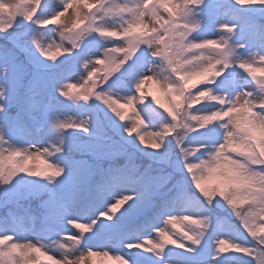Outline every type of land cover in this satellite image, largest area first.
<instances>
[{
  "label": "snow or ice",
  "instance_id": "snow-or-ice-1",
  "mask_svg": "<svg viewBox=\"0 0 264 264\" xmlns=\"http://www.w3.org/2000/svg\"><path fill=\"white\" fill-rule=\"evenodd\" d=\"M0 38V187L36 202L0 264H264V0H0Z\"/></svg>",
  "mask_w": 264,
  "mask_h": 264
},
{
  "label": "rangeland",
  "instance_id": "rangeland-1",
  "mask_svg": "<svg viewBox=\"0 0 264 264\" xmlns=\"http://www.w3.org/2000/svg\"><path fill=\"white\" fill-rule=\"evenodd\" d=\"M161 11H163V10L161 9ZM45 39L46 40L49 39V34L47 32L45 33ZM51 39H55V40H57V42H59V37L56 36L55 33L51 34ZM5 44H6V42L3 40V38H0V45H5ZM86 48H87V46H86ZM91 50L92 51L96 50L95 44L92 45ZM144 66L145 65L143 64V62L138 61L137 64L133 66V69L129 70V77H131L137 71H142ZM240 82H242V81L240 80V78L238 76L237 77V83H240ZM148 90H149V88L145 87L146 93L148 92ZM153 92H154V94L159 95V93L155 92V89H153ZM161 99L163 100V97H161ZM62 107H66V110L71 112L73 115H77V116L89 115L92 117L93 121H95L97 119V117L107 121V118L105 117L104 111L102 110V106H96V107H92V108L73 107L72 105L67 104V102H65V104L62 105ZM145 112L147 113V115L149 116V118L153 122L156 121L157 118H156L154 112L152 111V109L145 108ZM43 138H44L43 134H41V136L38 137V139H43ZM142 156L145 157L144 160H146V162H150V163L153 162L148 156H146V155H142ZM139 158H140V156H139ZM30 179L31 178H25V180L22 181L20 184H13L12 186L0 187V201L11 200L13 202V205L16 202H18L23 207L31 206V207L35 208V206H36L35 201H30V200H26V199L21 198L27 192V181ZM0 212H1V210H0ZM209 227H210L209 236H211V225ZM32 238L35 239L34 236ZM45 242H47V241H45ZM212 247H214V245L206 243L205 248H204V254L206 255L209 252H211ZM181 251L182 250H179V249L174 250V252L177 254L180 253ZM175 258L180 259V257L178 255H176ZM31 259L39 261V264H46V261L44 260V258L37 256V254H35V253L32 254ZM247 259L248 258L240 257L237 254L230 253L226 256H222L220 258V260L216 262V264H246ZM89 264H115V262L114 261H107V260H104L103 258L97 257V258H93V261H89Z\"/></svg>",
  "mask_w": 264,
  "mask_h": 264
},
{
  "label": "trees",
  "instance_id": "trees-1",
  "mask_svg": "<svg viewBox=\"0 0 264 264\" xmlns=\"http://www.w3.org/2000/svg\"><path fill=\"white\" fill-rule=\"evenodd\" d=\"M139 156H140V158H139V160H140V162L144 165V166H148V165H150V164H153V162H146V160H144L145 159V157L144 156H142V155H140V154H138ZM12 206H15V204L14 205H12ZM0 210H1V212H0V215H3L4 213H5V211H6V209L5 208H0Z\"/></svg>",
  "mask_w": 264,
  "mask_h": 264
},
{
  "label": "bare ground",
  "instance_id": "bare-ground-1",
  "mask_svg": "<svg viewBox=\"0 0 264 264\" xmlns=\"http://www.w3.org/2000/svg\"><path fill=\"white\" fill-rule=\"evenodd\" d=\"M62 19H64L65 20V22H67V18L65 17V18H62ZM146 87H148V86H146Z\"/></svg>",
  "mask_w": 264,
  "mask_h": 264
},
{
  "label": "clouds",
  "instance_id": "clouds-1",
  "mask_svg": "<svg viewBox=\"0 0 264 264\" xmlns=\"http://www.w3.org/2000/svg\"><path fill=\"white\" fill-rule=\"evenodd\" d=\"M6 190V189H5Z\"/></svg>",
  "mask_w": 264,
  "mask_h": 264
}]
</instances>
